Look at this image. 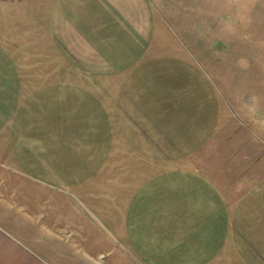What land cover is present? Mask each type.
Here are the masks:
<instances>
[{
  "label": "crops",
  "instance_id": "1",
  "mask_svg": "<svg viewBox=\"0 0 264 264\" xmlns=\"http://www.w3.org/2000/svg\"><path fill=\"white\" fill-rule=\"evenodd\" d=\"M173 252L264 264V135L148 0H0V263Z\"/></svg>",
  "mask_w": 264,
  "mask_h": 264
},
{
  "label": "rangeland",
  "instance_id": "2",
  "mask_svg": "<svg viewBox=\"0 0 264 264\" xmlns=\"http://www.w3.org/2000/svg\"><path fill=\"white\" fill-rule=\"evenodd\" d=\"M148 1L156 21L170 25L221 101L264 135V0ZM199 257L173 252L171 262L181 258L198 264Z\"/></svg>",
  "mask_w": 264,
  "mask_h": 264
}]
</instances>
